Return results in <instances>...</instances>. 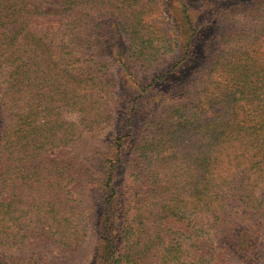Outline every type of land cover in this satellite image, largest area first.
<instances>
[{"label": "trees", "instance_id": "trees-1", "mask_svg": "<svg viewBox=\"0 0 264 264\" xmlns=\"http://www.w3.org/2000/svg\"><path fill=\"white\" fill-rule=\"evenodd\" d=\"M228 3L0 0V264H264V0Z\"/></svg>", "mask_w": 264, "mask_h": 264}, {"label": "rangeland", "instance_id": "rangeland-1", "mask_svg": "<svg viewBox=\"0 0 264 264\" xmlns=\"http://www.w3.org/2000/svg\"><path fill=\"white\" fill-rule=\"evenodd\" d=\"M187 1L189 2V4H192V8H193L192 13H193L196 23L202 22L205 19V17H203L201 13L202 12L201 6H203L205 2H208L209 4L210 2H215V1H220V3H223V4L230 2V5L234 2V0H187ZM163 2H164V5L162 7L163 11L153 14L152 17H150V19L153 21L154 26H157L160 24L163 28L167 29L170 34L175 36L177 29L176 30H173V29L176 28L177 26L175 27L173 25L174 19L178 18L179 21L183 19L181 0H163ZM225 12H228L229 15L225 16L224 18L225 20L222 23L220 22L221 26H219L217 33L221 31L222 27L227 28L229 24H237V25L245 26V25H248L249 22H251L249 18V13H250L249 11L248 12L241 11L242 14H240V13H236L232 9H228V10H225ZM207 27L205 28L203 27L201 31L204 35L207 34V36H209L213 34L214 27H210V28H207ZM141 75L143 76V74ZM126 89L130 90L131 87L129 88L126 87ZM108 138H112V136H108ZM82 198L85 201L87 200L88 206H89L90 204L89 199L83 195H82ZM50 248L52 249V246H50ZM88 250H89V246L85 245L83 251H79V253H77V256L84 258V262L89 264V261L92 258L94 253L91 250L88 252ZM44 253L50 254L49 251H44Z\"/></svg>", "mask_w": 264, "mask_h": 264}]
</instances>
